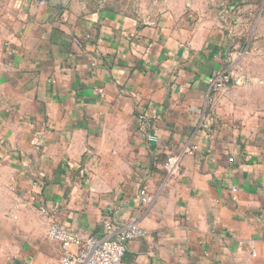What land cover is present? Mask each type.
Masks as SVG:
<instances>
[{
	"label": "crops",
	"instance_id": "1",
	"mask_svg": "<svg viewBox=\"0 0 264 264\" xmlns=\"http://www.w3.org/2000/svg\"><path fill=\"white\" fill-rule=\"evenodd\" d=\"M217 25L23 4L0 56V264H56L51 219L139 221L122 264H264V106L213 87L235 62Z\"/></svg>",
	"mask_w": 264,
	"mask_h": 264
},
{
	"label": "rangeland",
	"instance_id": "2",
	"mask_svg": "<svg viewBox=\"0 0 264 264\" xmlns=\"http://www.w3.org/2000/svg\"><path fill=\"white\" fill-rule=\"evenodd\" d=\"M28 1L32 0H0V56L6 37L14 32L23 4ZM44 1L81 12L116 10L154 23L167 18L172 25L181 27L219 24L235 54V81L229 86L247 87L236 94L250 98L258 108L264 106V0Z\"/></svg>",
	"mask_w": 264,
	"mask_h": 264
},
{
	"label": "built area",
	"instance_id": "3",
	"mask_svg": "<svg viewBox=\"0 0 264 264\" xmlns=\"http://www.w3.org/2000/svg\"><path fill=\"white\" fill-rule=\"evenodd\" d=\"M235 81V74L229 70L219 72L213 78V87L220 89L229 86ZM148 116L140 115L141 124H145ZM147 139L153 138L149 132ZM194 150L185 148L180 154L169 155L163 163V170L168 177L176 176L181 171V158L184 153ZM142 198L147 197L145 191L141 192ZM40 211L48 214L49 210L44 205L38 206ZM109 233L104 236L92 235L82 238L68 227L51 219L48 224L47 234L50 238L60 242L62 255L56 264H122L129 242L140 239L145 235V229L137 220H132L125 227L112 230L106 223ZM26 264H32L28 262Z\"/></svg>",
	"mask_w": 264,
	"mask_h": 264
},
{
	"label": "water",
	"instance_id": "4",
	"mask_svg": "<svg viewBox=\"0 0 264 264\" xmlns=\"http://www.w3.org/2000/svg\"><path fill=\"white\" fill-rule=\"evenodd\" d=\"M57 6H61V5H58V4H57Z\"/></svg>",
	"mask_w": 264,
	"mask_h": 264
}]
</instances>
